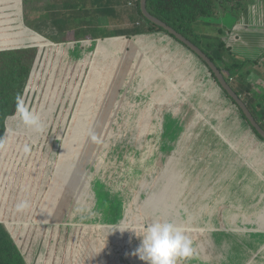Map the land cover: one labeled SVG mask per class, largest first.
I'll list each match as a JSON object with an SVG mask.
<instances>
[{
	"label": "rangeland",
	"instance_id": "rangeland-1",
	"mask_svg": "<svg viewBox=\"0 0 264 264\" xmlns=\"http://www.w3.org/2000/svg\"><path fill=\"white\" fill-rule=\"evenodd\" d=\"M39 5L30 8L27 25L22 2L21 19L0 24V31L9 29L0 33V48L40 46L34 87L21 108L37 115L43 128L26 126L18 111L8 119L0 151V220L27 263L145 264L132 254L140 243L132 230L140 235L147 223L161 221L183 228L192 242L193 253L178 264H229L221 235L213 239L210 233L220 225L207 211L214 199L204 198L217 172L206 167L203 145L190 152L194 138L187 135L200 123L189 121L188 111L178 116L165 105L158 118L156 103L110 82L109 65L93 72L100 64L90 55V36L55 45L76 28L51 36L42 50L32 23L46 9ZM6 13L0 5V16ZM251 37V45L235 53L238 58L258 57L264 49L263 32ZM24 201L28 207H18Z\"/></svg>",
	"mask_w": 264,
	"mask_h": 264
},
{
	"label": "crops",
	"instance_id": "crops-1",
	"mask_svg": "<svg viewBox=\"0 0 264 264\" xmlns=\"http://www.w3.org/2000/svg\"><path fill=\"white\" fill-rule=\"evenodd\" d=\"M130 1L133 0L73 1L76 10L84 7L91 14L84 17L82 11L76 13L74 22L78 25L76 30L90 28L87 33L77 31V35L86 40L90 36L87 41L93 52L90 55L96 54L100 64L92 71L109 65L113 72L110 82L117 88L130 89L142 102L156 103L158 118L160 108L165 105V110L172 106L171 113L178 116L188 111V120L200 123L187 137L194 138V149L190 152L203 145V152L207 153L204 158L210 160L206 167L212 175L214 169L217 172L215 180L213 176L210 178L211 192L204 190L205 201L214 199L213 204L207 205V211L211 210L213 220L220 223L218 230H211V236L215 239L214 236L221 235L222 249L228 248L227 257L222 256L225 263L264 264V140L256 135L222 92L205 63L189 48L164 31L131 32L142 19L133 9L135 3L129 5ZM44 4L48 11L68 10L63 0H45ZM0 5L7 12L6 16H0V24L5 25L3 21L9 23L12 18L21 19V13H17L21 0H0ZM102 7L115 10L96 15L95 9ZM198 26L206 29L199 30ZM218 27L223 28L221 36L234 53L249 47L251 36L258 32L264 35V0H252L240 16L222 12L195 24L197 32L212 39L220 37ZM6 31L9 29L0 33ZM261 69H264V57L259 64L250 66L255 74L250 81L253 94L264 92V70ZM234 203L240 208L228 209ZM216 204L219 208H215ZM220 209L223 215L218 213Z\"/></svg>",
	"mask_w": 264,
	"mask_h": 264
},
{
	"label": "trees",
	"instance_id": "trees-1",
	"mask_svg": "<svg viewBox=\"0 0 264 264\" xmlns=\"http://www.w3.org/2000/svg\"><path fill=\"white\" fill-rule=\"evenodd\" d=\"M56 1L61 2L62 0ZM73 1L75 0H63V4L68 10L55 8L48 11L44 9L43 13L39 16L40 19L34 22L32 21L39 28L38 32L42 36V50L45 49L46 43L51 36L66 33L71 28L78 27L74 22L76 13L80 14L82 11L81 15L84 17L91 16L88 10H84V7L76 10V3ZM21 2L23 5L21 18L27 25L29 18L31 19L30 8L38 5L42 9V6L39 4L44 3L45 0H22ZM251 2L252 0H147V8L152 15L172 26L187 39L198 45L208 55L223 73L233 90L247 104L256 121L264 128V92L262 94H253L250 83L252 79L248 77L252 73L250 66L260 63L264 57V51L258 58L240 59L232 51V48L228 46L227 40L221 36L224 32L222 27L217 28V34L220 37L213 39L209 36L201 35L195 29V24L203 18L216 17L222 12L240 16L248 9ZM133 9L142 20L138 21L137 25L131 29L132 33L164 31L169 34L164 28L144 17L140 7V0L135 1ZM108 10L114 11L115 9L112 10L102 7L95 9V13L99 15L107 13ZM30 27L34 30L36 28H33V26ZM83 30L87 33L90 31V28L84 27L82 30H78V32L81 33ZM78 32H74V35L71 33L68 38L64 35L63 39L55 40V45L58 47V42L60 41H68V39L74 40ZM169 35L172 36L171 34ZM61 37L59 35V38ZM172 37L175 38L174 36ZM39 54V45H17L10 48H0V151L5 142L8 130V119L20 111L27 100L31 86L33 85L34 87L35 74L33 75V70ZM209 71L222 92L236 106L256 135L264 140L247 120L245 114L236 102L221 87L212 70L209 69ZM0 264H28L24 253L2 220H0Z\"/></svg>",
	"mask_w": 264,
	"mask_h": 264
},
{
	"label": "clouds",
	"instance_id": "clouds-1",
	"mask_svg": "<svg viewBox=\"0 0 264 264\" xmlns=\"http://www.w3.org/2000/svg\"><path fill=\"white\" fill-rule=\"evenodd\" d=\"M20 116L26 126L42 130V122L34 113L21 108ZM18 207H28V202L24 201ZM132 231L140 240L132 254L145 264H178L180 258H187L193 253L192 242L183 228L171 222L151 221L140 235Z\"/></svg>",
	"mask_w": 264,
	"mask_h": 264
},
{
	"label": "water",
	"instance_id": "water-1",
	"mask_svg": "<svg viewBox=\"0 0 264 264\" xmlns=\"http://www.w3.org/2000/svg\"><path fill=\"white\" fill-rule=\"evenodd\" d=\"M140 7L144 17L164 28L169 34L174 36L179 42L183 43L186 47H188L192 52H194L207 66L212 72L215 74L217 81L221 85V87L230 95V97L236 102V104L240 107V109L245 114L247 120L250 124L255 128V130L264 138V128L256 121L252 112L250 111L247 104L241 98V96L233 90L231 85L225 79L223 73L217 67V65L208 57V55L195 43L191 40L187 39L183 34L179 33L172 26L168 25L163 20L157 18L152 15L147 8V0H140Z\"/></svg>",
	"mask_w": 264,
	"mask_h": 264
},
{
	"label": "built area",
	"instance_id": "built-area-1",
	"mask_svg": "<svg viewBox=\"0 0 264 264\" xmlns=\"http://www.w3.org/2000/svg\"><path fill=\"white\" fill-rule=\"evenodd\" d=\"M135 1H136V0L130 1V2H129V5H132V4H134V3H135Z\"/></svg>",
	"mask_w": 264,
	"mask_h": 264
}]
</instances>
